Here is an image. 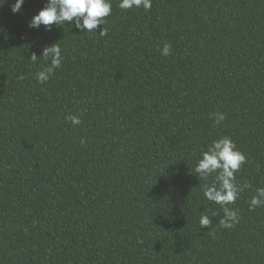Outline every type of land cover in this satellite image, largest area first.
<instances>
[{"label":"trees","instance_id":"16d2710c","mask_svg":"<svg viewBox=\"0 0 264 264\" xmlns=\"http://www.w3.org/2000/svg\"><path fill=\"white\" fill-rule=\"evenodd\" d=\"M110 2L97 32L29 28L47 0L0 6V264H264V206L249 210L264 187V0ZM53 43L62 64L41 84ZM223 136L249 185L231 228L203 195L215 174L195 172Z\"/></svg>","mask_w":264,"mask_h":264},{"label":"clouds","instance_id":"9594fccd","mask_svg":"<svg viewBox=\"0 0 264 264\" xmlns=\"http://www.w3.org/2000/svg\"><path fill=\"white\" fill-rule=\"evenodd\" d=\"M4 2L5 0H2L0 6H3ZM23 3L24 0H14V3L10 5L11 12L17 13ZM118 7L122 10L143 8L148 11L152 7V0H119ZM111 10L110 0H47V4L31 17L28 27L38 28L44 25L46 30H50L51 25L58 26L68 22L72 27L83 32H97L98 25L104 26V18L111 14ZM99 35H107V28L103 27ZM171 48L170 43H165L160 49L161 54L168 56ZM41 58L48 62V66L37 72L35 78L39 83L44 84L55 74V70L61 67L63 56L58 43L45 47L39 59ZM31 59L33 62L39 60L35 54H32ZM19 78L23 79V76ZM211 116L214 125H219L227 119V116L220 112L212 113ZM66 119L73 125L81 123L79 116L69 115ZM84 142L81 139V143ZM245 163L244 153L237 149L230 137L223 136L211 141L207 149L201 152V158L195 166V172L204 180L215 174L214 182L205 185L203 195L207 200L221 206L223 216L218 221L221 227L231 228L239 223L238 210L228 206L234 204L239 194L249 187L246 183L238 184L235 177V173ZM260 206H264V187L256 188L255 194L249 201L250 211ZM209 217L201 216L199 221L201 228L212 225Z\"/></svg>","mask_w":264,"mask_h":264}]
</instances>
